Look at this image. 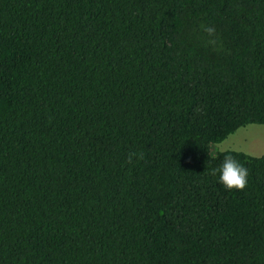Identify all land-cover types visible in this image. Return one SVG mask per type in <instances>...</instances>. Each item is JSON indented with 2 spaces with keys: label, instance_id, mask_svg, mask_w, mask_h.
<instances>
[{
  "label": "trees",
  "instance_id": "obj_1",
  "mask_svg": "<svg viewBox=\"0 0 264 264\" xmlns=\"http://www.w3.org/2000/svg\"><path fill=\"white\" fill-rule=\"evenodd\" d=\"M264 0H0V264H264Z\"/></svg>",
  "mask_w": 264,
  "mask_h": 264
},
{
  "label": "rangeland",
  "instance_id": "obj_2",
  "mask_svg": "<svg viewBox=\"0 0 264 264\" xmlns=\"http://www.w3.org/2000/svg\"><path fill=\"white\" fill-rule=\"evenodd\" d=\"M216 151L234 150L259 157L264 155V125L250 124L239 128L224 141L215 144Z\"/></svg>",
  "mask_w": 264,
  "mask_h": 264
}]
</instances>
